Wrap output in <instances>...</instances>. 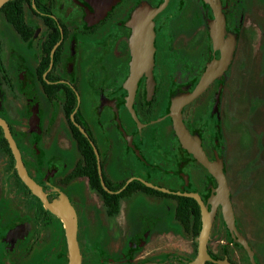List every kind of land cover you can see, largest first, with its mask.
<instances>
[{"label":"flooded vegetation","instance_id":"af4514ba","mask_svg":"<svg viewBox=\"0 0 264 264\" xmlns=\"http://www.w3.org/2000/svg\"><path fill=\"white\" fill-rule=\"evenodd\" d=\"M219 3L232 57L180 108L222 164L237 232L217 204L205 264H264V0ZM211 17L206 0H0V264L69 261L64 224L21 179L15 150L48 202L72 206L80 264H192L217 180L182 145L170 103L220 58ZM136 39L152 45L141 70ZM243 103L249 159L233 148Z\"/></svg>","mask_w":264,"mask_h":264},{"label":"water","instance_id":"95a60500","mask_svg":"<svg viewBox=\"0 0 264 264\" xmlns=\"http://www.w3.org/2000/svg\"><path fill=\"white\" fill-rule=\"evenodd\" d=\"M206 1L210 4L212 10V17L209 19L208 23L210 37L212 39L213 48L220 51V58H212L210 62H208L205 71L202 73L197 85L195 86L192 92L184 93L179 97L173 98L170 103V115L173 120L174 130L182 145L189 152H191L217 180V187L215 189L214 194L210 198L212 204L211 211L207 212L204 206H202L201 208L202 228L198 236L197 256L193 260L192 264H205L206 259H211L206 253V243L211 228L213 213L217 204L221 205L222 214L228 225L229 230L234 234H237L236 228L234 226V219L231 206L228 199V186L222 170V164L218 158L215 161L207 160L198 142L194 138H192L188 131L185 129L180 116V108L184 103L192 100L197 95H199L213 79L220 77L223 71L227 68V65L232 57V52L234 49V35H229L227 37L224 36V15L222 13L219 0ZM135 44L137 45V51H135L134 53L135 66L137 68H140L141 70L151 64L152 45L151 41L149 40L139 41L137 39L135 40ZM218 98L219 90L216 93L214 107H216L217 105ZM8 139L11 143L9 137ZM14 154L17 159V169L21 179L36 195L41 198L44 206L51 210L53 213H55L64 224L69 258L68 264H80V252L76 240V217L72 206L63 196L58 201L48 202L42 194L40 188H38L27 176L20 161L19 154L16 150ZM183 194L196 198V200L199 201V203L201 204L196 194ZM213 261L218 264H230L226 260L218 261L213 259Z\"/></svg>","mask_w":264,"mask_h":264},{"label":"rangeland","instance_id":"374dc122","mask_svg":"<svg viewBox=\"0 0 264 264\" xmlns=\"http://www.w3.org/2000/svg\"><path fill=\"white\" fill-rule=\"evenodd\" d=\"M251 56H252V54H251ZM243 73H244V70H243ZM243 80H244V82H246V84L248 83L247 79L243 78ZM255 84H256L255 85L256 87H254V88L259 90L260 86L258 85V83H255ZM257 106L259 108L256 111L257 114L255 116H257L260 113L261 109L262 110L264 109V104H260L258 102ZM243 109L244 110L242 112L243 113L242 125L241 124H237L235 126V130H234L235 131L234 132L235 136H234V141H233V148H234L235 152L237 150H239L240 151V155L243 158L249 159L255 153V149L253 148L252 142H253V137L256 135V130L255 131L253 130V133H252V131H248L246 129L245 126L247 125L248 122L245 121V117L246 118H250L251 116H247V110H245V109H247V107L245 106L244 103H243ZM256 118H257V120H255V121H257L256 126H258L259 130H262L264 132V119H261V117H256ZM170 217H171L170 211H168L167 208H164V210H163V218L167 220ZM215 238L216 237H212V240L215 239Z\"/></svg>","mask_w":264,"mask_h":264}]
</instances>
